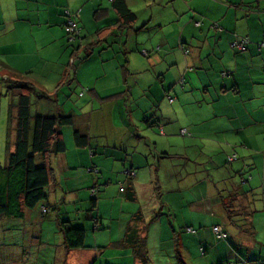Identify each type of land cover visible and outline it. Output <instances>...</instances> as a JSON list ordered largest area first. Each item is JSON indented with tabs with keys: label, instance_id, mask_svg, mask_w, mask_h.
<instances>
[{
	"label": "crops",
	"instance_id": "crops-1",
	"mask_svg": "<svg viewBox=\"0 0 264 264\" xmlns=\"http://www.w3.org/2000/svg\"><path fill=\"white\" fill-rule=\"evenodd\" d=\"M124 3L132 21L109 0H0L3 165L14 149L19 91L10 90L2 78L25 74L49 96L39 100L31 95V115L71 117L70 126L58 130L65 151L50 157L56 180L49 201L60 206V213L67 217L65 207L77 203L87 208L85 194L77 192V169L91 163L106 169L98 210L106 199L111 214L116 210L127 219L124 227L118 225L117 241L128 228L142 232V223L131 222L132 215L140 213L147 223L166 209L182 229L195 230L194 235L184 230L195 237L186 242L187 252L197 244L198 251L207 246L202 255H209L210 264H264L263 242L258 241L264 233V0ZM64 11L79 27L72 42L64 31ZM236 38L248 41L245 51L230 48ZM90 62L95 70L87 73L89 95H75L77 90L73 96L60 95L73 80L80 87L79 73ZM107 70L113 72L110 79ZM103 79L109 88L104 94L98 83ZM51 98L53 109L45 105ZM33 105L41 111H32ZM74 131L88 136L87 146H75ZM124 167L135 171L132 180L120 174ZM130 204L138 205L134 212ZM74 211L67 218L72 224L90 222ZM48 218L26 217L39 226ZM214 227L224 239H216ZM86 230L85 240L88 231H95L90 225ZM109 244L105 248L114 249ZM86 248L99 255V248ZM118 249L128 250L132 259L129 245Z\"/></svg>",
	"mask_w": 264,
	"mask_h": 264
},
{
	"label": "trees",
	"instance_id": "trees-1",
	"mask_svg": "<svg viewBox=\"0 0 264 264\" xmlns=\"http://www.w3.org/2000/svg\"><path fill=\"white\" fill-rule=\"evenodd\" d=\"M112 2L126 21H132L134 19V15L127 10L124 0H112ZM64 25L65 18L63 26ZM78 34L75 35L71 41H68L72 42L77 39L79 37ZM242 40L244 39L236 38L231 44L236 41L241 42ZM247 43L248 41H246L244 49L242 50L234 48L231 44L230 48L237 52H243L246 49ZM261 46H264V44L262 43ZM179 48L184 54L188 53L182 45H180ZM76 50H78V48H74L73 52H76ZM84 53L85 55L87 54L86 50ZM74 64L75 61L72 59L70 66L73 67ZM226 75L227 73H222V77ZM2 80L7 84L10 90L16 89L19 91V94L16 104L17 113L14 149L12 153L8 154L6 164L0 166V226H2L1 224L5 221L17 220L22 222L23 232L28 233L27 230L33 229V239L39 242L42 227H37V224L40 225L38 222H35V224L31 219L27 220L26 217L29 213H31V215L37 213L39 218L45 219L50 211L57 213L56 217H58V215L63 216V213H60L58 210L60 206L52 205L49 201L48 190L54 187L53 184L56 180L55 174L50 166V157L62 154L65 151V146L58 130L63 126H70L72 121L69 116L45 117L31 115V95L39 100L49 99V96H47L45 92L37 90L35 84H33L25 74L2 78ZM83 94L84 93L81 92L79 95ZM169 102L171 101L169 100ZM72 136L76 147L81 148L88 145V136L78 131H74ZM166 158H170V155L166 154ZM88 171L94 174L95 181L88 187L89 198L86 201L85 199L82 200L84 203L87 202L88 206L86 209H82L81 212H83L87 220L91 222L92 229L96 230L101 222L97 213V203L99 201L97 176L99 171L94 164ZM120 174L130 181L134 178L135 171L131 168L124 167L120 171ZM131 185L130 182V188H132ZM76 212L78 211L76 210ZM162 212L163 211L160 210L157 211L147 223L143 222L140 213L132 215L130 217L131 222L142 223V232L128 228L124 232L123 237L117 242L110 243L109 247L122 248L123 246L129 245L132 259L139 260L141 264H152L148 257L146 233L150 223L155 222L158 217L162 216ZM230 214L231 213H229V215ZM228 218L231 219L232 217L228 216ZM169 226L170 228L172 227L171 222H169ZM58 231L61 234L63 249L66 253L72 250L86 248L84 247L87 231L85 228L79 227L76 223L72 224L67 218L59 217ZM186 231L188 234H195L194 229L186 228ZM223 235L224 236L220 238H218L217 235H215V237L217 240H222L226 236L225 234ZM171 241L174 246L173 251L176 255V264H185L180 255L184 249L181 247L179 240L173 237ZM102 249L103 248L98 249L99 254ZM235 253L237 256L239 255V253ZM225 264L232 263L226 262Z\"/></svg>",
	"mask_w": 264,
	"mask_h": 264
},
{
	"label": "rangeland",
	"instance_id": "rangeland-1",
	"mask_svg": "<svg viewBox=\"0 0 264 264\" xmlns=\"http://www.w3.org/2000/svg\"><path fill=\"white\" fill-rule=\"evenodd\" d=\"M243 39V38H242ZM89 65L86 67L85 71L82 70L79 73V83L80 87L76 85V81L73 80L72 87L69 89L64 86L62 87V90L60 91V95H66V96H73V92H75V95L80 94L81 92L84 93V97H87L89 95V88L86 87L87 83V73L89 72V69L92 70V72L95 70V64L90 62ZM106 74V79H110L113 77V72H109L107 70L104 72ZM104 79L102 81H99L100 84V92L107 93L109 91V88L105 87L104 85ZM77 87H76V86ZM73 101V100H72ZM45 105H48L50 109H53L55 107V99L51 98L50 100H47L45 102ZM41 111V108L39 106L33 105L32 111L36 110ZM45 111V109H43ZM2 130H4V125L2 124ZM154 132V131H153ZM66 133V132H65ZM67 134V133H66ZM157 135V133H155ZM6 144L5 134L4 131L0 133V163L3 165V161L5 158L4 154V147ZM84 167H81L77 169L78 177L81 178L80 185H77V192L80 194H86L84 195L85 201L89 198L88 194V187L92 185V182L95 181V176L93 173L89 172L88 169L92 166L91 163H88L87 165H83ZM103 170H102V169ZM97 169L99 171L98 174V200L103 196V190L105 188L106 179H101V176L106 173L104 170H106L104 167L97 166ZM108 170V169H107ZM56 174H58V169L56 167ZM70 174H74L75 171L69 172ZM68 173H66L65 176H67ZM64 176V175H62ZM74 181V180H72ZM70 181L67 182V185L69 186ZM64 186V183H63ZM103 192V193H102ZM87 203V202H86ZM78 204V206H77ZM73 208L65 207L66 205L63 203L61 204V209L64 207L66 209V212L68 213V216L66 217L65 214L63 216L58 215V217H66L70 218L71 215L75 214L74 210H77L81 212V204L77 203ZM110 201L106 199H101L99 203V210L98 215L100 217L101 223L99 224L98 228L91 232L88 231L87 238L85 240L84 247L92 248H101L104 247L102 250H100V254L93 256L90 254H93L92 250H86L87 248H84L85 250L82 252L77 250H72L68 253L65 252V250H62L60 238L56 232L55 229V219L57 216V213L54 211H50L48 213V218L46 221L42 223V231L40 234V241L37 242L34 240V231L33 229L27 230L28 233L23 232V224L22 222H19L17 220H11L8 222H5L4 224H1L0 226V264H86L85 261H88V264H134L133 260L129 257V251L126 249H110L105 248L110 242L114 243L115 241L120 238L118 236V225L123 226L125 224V217H119V215L116 213V210H114L111 214V207H110ZM137 205V204H136ZM135 204H130V212H134L133 210H136ZM138 206V205H137ZM163 215L158 217L155 223L151 224L149 226V241L147 242V250H148V257L152 264H176V255L173 251L174 246L171 241L172 236V230L179 234L178 239L180 238V241L183 243V247H181L185 250L180 253L182 260L185 264H210L207 263V260H209V255H201L204 253L205 249H208L204 246H202V250L198 251L199 246L196 244V247H191V252H187L186 242L192 238H195L194 236L188 235L182 227H180L179 220L174 219L170 216L173 215L172 212H167L166 209L162 212ZM111 214V215H110ZM122 219V223L120 221ZM169 222H171V228L169 226ZM79 225L84 226L83 228L86 229V225H90L92 227L91 222H86L82 220H78L76 222ZM39 225H37L38 227ZM197 229V228H196ZM36 230V229H35ZM199 231V230H197ZM221 232V230H220ZM95 234V237L97 238L95 240V237L91 239V237ZM169 234V235H168ZM214 235H216L214 233ZM197 237V236H196ZM229 240V239H228ZM258 241H262L263 247L262 251L264 253V233L258 234ZM226 242V241H225ZM197 243V242H196ZM215 244L213 246H216L217 242H214ZM229 247V245H228ZM213 248V247H212ZM234 247H230L229 249L232 250ZM204 249V250H203ZM221 252V251H220ZM89 253V255L87 254Z\"/></svg>",
	"mask_w": 264,
	"mask_h": 264
},
{
	"label": "built area",
	"instance_id": "built-area-1",
	"mask_svg": "<svg viewBox=\"0 0 264 264\" xmlns=\"http://www.w3.org/2000/svg\"><path fill=\"white\" fill-rule=\"evenodd\" d=\"M112 1V0H109ZM63 16L65 18V25H64V31L68 37V40L71 41L72 38L79 33V27L75 21L74 16L69 13L68 11L63 12ZM246 44L245 40H242L241 42H234L231 44L234 48H237L238 50L244 49V45ZM214 232L217 235L218 238L223 237L224 235L220 233L219 228L214 227Z\"/></svg>",
	"mask_w": 264,
	"mask_h": 264
}]
</instances>
